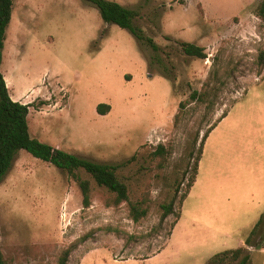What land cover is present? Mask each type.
Masks as SVG:
<instances>
[{"label": "rangeland", "instance_id": "1", "mask_svg": "<svg viewBox=\"0 0 264 264\" xmlns=\"http://www.w3.org/2000/svg\"><path fill=\"white\" fill-rule=\"evenodd\" d=\"M114 1L140 11L136 24L158 51L85 0H15L1 72L13 79L12 98L30 104L32 136L122 164L131 200H146L149 213L134 221L127 202L114 205L79 170L92 189L84 207L75 179L23 149L0 184V245L10 264H60L68 249L67 264H211L244 246L264 215L262 0ZM180 41L205 47L208 58L188 56ZM211 87L214 108L192 101L194 90ZM100 103L111 105L108 114ZM249 250L264 264V246Z\"/></svg>", "mask_w": 264, "mask_h": 264}, {"label": "trees", "instance_id": "2", "mask_svg": "<svg viewBox=\"0 0 264 264\" xmlns=\"http://www.w3.org/2000/svg\"><path fill=\"white\" fill-rule=\"evenodd\" d=\"M15 0H0V184L5 179L9 171L14 165V162L21 150H26L34 157L39 158L45 162H49L59 169L66 171L70 177L75 179L82 190L84 207H90L92 204V189L91 182L88 179H82L78 175L79 170H83L91 175L100 187H105L114 195V205H120L127 202L131 218L138 222L145 218L149 213V206L146 200L132 201L130 198L129 187L123 182L118 170L122 164H105L95 162L86 158H82L76 154L57 148L49 143L43 142L40 139L32 136L29 127V113L30 104H24L12 98L4 74L1 72V65L3 62V50L5 47L6 35L8 27L13 16ZM95 5L101 14L102 19L108 24H116L123 29L129 30L138 40L148 43L154 50L160 49L152 37L146 36L140 27L136 24V20L141 16L140 11L128 8L120 2L114 0H85ZM256 15L264 20V0L258 6ZM180 45L185 54L199 59L208 58L206 48L194 42L180 41ZM260 64H264V51L260 54ZM210 81L207 82L209 87ZM211 89V90H210ZM204 91L194 90L191 94L193 102H200L207 104L208 108H214L215 102L211 99L210 88ZM45 103V102H42ZM187 101L181 102L180 108H186ZM111 105L107 103H100L97 106V111L106 115L110 112ZM228 112H224L221 121L226 117ZM179 114L176 119L178 122ZM217 125L211 126L204 134L199 149V154L195 158L193 173L189 178L188 190L181 196V202L189 195L192 187L197 181L199 163L201 160L200 154L204 147V143L209 134ZM165 146L159 145L157 154H164ZM165 212L162 216L166 219L169 215L174 213L173 204L170 206H163ZM264 215L251 231L250 235L245 240V245L238 248L227 250L216 254L211 259V264L217 262H225L232 260L238 264H253L252 253L249 250L250 246H255L258 249L264 246ZM70 256L68 249L62 257L60 264H67ZM0 264H10L0 245Z\"/></svg>", "mask_w": 264, "mask_h": 264}, {"label": "bare ground", "instance_id": "3", "mask_svg": "<svg viewBox=\"0 0 264 264\" xmlns=\"http://www.w3.org/2000/svg\"><path fill=\"white\" fill-rule=\"evenodd\" d=\"M8 82H9V85H10V86L13 85V79H12V77H9Z\"/></svg>", "mask_w": 264, "mask_h": 264}, {"label": "crops", "instance_id": "4", "mask_svg": "<svg viewBox=\"0 0 264 264\" xmlns=\"http://www.w3.org/2000/svg\"><path fill=\"white\" fill-rule=\"evenodd\" d=\"M8 80H9V77L7 78V82H8ZM8 86H9V83H8Z\"/></svg>", "mask_w": 264, "mask_h": 264}]
</instances>
